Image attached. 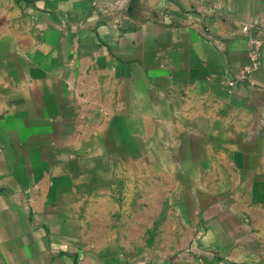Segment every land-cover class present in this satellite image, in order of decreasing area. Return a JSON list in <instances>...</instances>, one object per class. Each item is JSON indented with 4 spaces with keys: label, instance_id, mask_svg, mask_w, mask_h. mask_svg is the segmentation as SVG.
<instances>
[{
    "label": "crops",
    "instance_id": "1",
    "mask_svg": "<svg viewBox=\"0 0 264 264\" xmlns=\"http://www.w3.org/2000/svg\"><path fill=\"white\" fill-rule=\"evenodd\" d=\"M0 264H264V0H0Z\"/></svg>",
    "mask_w": 264,
    "mask_h": 264
},
{
    "label": "built area",
    "instance_id": "2",
    "mask_svg": "<svg viewBox=\"0 0 264 264\" xmlns=\"http://www.w3.org/2000/svg\"><path fill=\"white\" fill-rule=\"evenodd\" d=\"M243 31L247 32L248 31V27H244ZM257 58H258L257 52L252 54V64L250 66H248V68H247V72L248 73L252 72V70H254V68H256L258 66Z\"/></svg>",
    "mask_w": 264,
    "mask_h": 264
},
{
    "label": "rangeland",
    "instance_id": "3",
    "mask_svg": "<svg viewBox=\"0 0 264 264\" xmlns=\"http://www.w3.org/2000/svg\"><path fill=\"white\" fill-rule=\"evenodd\" d=\"M138 245H141V248L144 247V244H138ZM164 245H165V244L154 243V244H153V248H154V250H156V251H160L161 249H162V250L165 249Z\"/></svg>",
    "mask_w": 264,
    "mask_h": 264
}]
</instances>
